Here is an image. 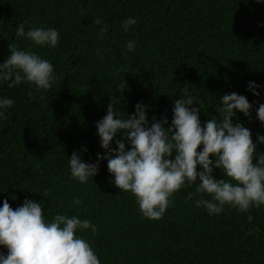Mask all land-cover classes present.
Here are the masks:
<instances>
[{
	"label": "trees",
	"instance_id": "1",
	"mask_svg": "<svg viewBox=\"0 0 264 264\" xmlns=\"http://www.w3.org/2000/svg\"><path fill=\"white\" fill-rule=\"evenodd\" d=\"M97 17L101 25L92 23ZM130 17L137 23L125 32L123 21ZM25 20V31L58 30V46L18 39L17 26ZM104 23L108 31L100 35ZM128 41H135L134 51L126 50ZM10 43L48 60L57 79L50 90L39 91L27 82L12 88L0 82V99L15 102L0 116V207L5 199L14 210L33 199L49 221L56 214L90 220L97 233L77 230V236L101 264H264V205L247 212L225 205L211 215L195 206L211 196L197 193L193 184L174 194L162 218L150 219L131 192L112 183L106 159L83 184L69 167L73 152L86 163L106 154L96 124L112 95L125 118L142 102L149 122L166 115L170 124L184 87L203 105L202 125L222 118L223 95L246 96L251 117L237 111L233 123L250 129L257 153H264L258 140L264 123L256 111L264 104V0H0V63L10 55ZM251 81L259 96L249 91ZM123 138L114 137L112 147ZM214 175L222 178V169ZM75 197L81 205L73 204ZM0 253L8 249L0 245Z\"/></svg>",
	"mask_w": 264,
	"mask_h": 264
},
{
	"label": "clouds",
	"instance_id": "2",
	"mask_svg": "<svg viewBox=\"0 0 264 264\" xmlns=\"http://www.w3.org/2000/svg\"><path fill=\"white\" fill-rule=\"evenodd\" d=\"M85 12L82 8L81 15ZM29 23L25 20L17 26L18 39L32 41L35 46H58V30L29 26L25 31ZM92 23L101 25L102 21L97 17ZM136 23L134 18L126 19L122 25L124 31ZM107 31L108 25L104 23L100 35H106ZM135 48V41L127 42V51ZM9 50L6 61L0 63V82H6L9 88L27 82L38 91L51 89L57 77L48 60L31 48L21 50L13 43L9 44ZM126 87L123 80L118 90L123 93ZM258 87L254 81L249 82V91L257 96ZM181 92L183 98L174 101L170 124L166 115L161 120L153 117L149 122L148 106L142 102L125 118L114 107L119 102L112 95L107 114L96 124L106 154H98L96 163H86L73 152L69 158L72 178L87 183L98 173L99 161L106 159L108 171L114 175L112 183L119 190L131 192L142 214L150 219L162 218L174 203V194L193 184H197V193L211 196L210 200L195 202L196 207H204L211 215L222 213L225 205L241 212L252 206L259 209L264 205V153H257L250 129L243 123H233L237 111L251 117L253 105L244 95L225 94L219 100L218 112L222 118L209 119L202 125L199 113L203 105L186 87ZM196 102L200 107L194 106ZM14 103L12 99H0V116L4 115L2 110L12 108ZM256 111L259 121L264 123V104ZM120 133L124 138L117 139V147L113 148L114 137ZM258 140L264 143V135H258ZM129 144L131 147L127 148ZM201 145L202 150H198ZM198 165L202 170H198ZM215 168L222 169V178L214 175ZM47 195L43 193L44 197ZM192 195L189 192L187 199ZM73 204L79 206L82 201L75 197ZM248 219L251 222L253 217L250 215ZM88 229L93 235L98 230L90 220L76 215L56 214L49 221L36 200L25 199L14 210L5 199L0 207V245L8 249V254L0 253V264H101L88 241L77 236V230Z\"/></svg>",
	"mask_w": 264,
	"mask_h": 264
}]
</instances>
